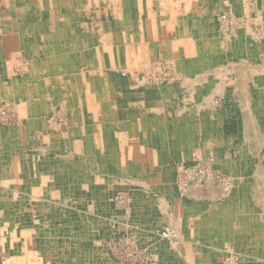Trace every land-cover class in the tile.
I'll list each match as a JSON object with an SVG mask.
<instances>
[{
  "label": "crops",
  "instance_id": "obj_1",
  "mask_svg": "<svg viewBox=\"0 0 264 264\" xmlns=\"http://www.w3.org/2000/svg\"><path fill=\"white\" fill-rule=\"evenodd\" d=\"M130 1L136 3L137 0ZM143 1H145V4L146 1H149L150 4V6H147L148 4L145 5V11L149 12L151 10L150 12L157 15L153 19V25L148 27V32L143 36L140 33H137L136 36V33H131L132 31H129L130 29L127 27L125 29V41L117 43L121 51V57L118 59L121 62V69H119L118 77H124L122 71L130 74L128 79H123L126 81V84L122 82L109 83L108 78L112 76L111 74L98 77L91 71V75L88 74L82 78L81 81L85 85L82 84L80 87L81 90H79L80 79H78V75L85 74V72L82 73L80 70L84 69L85 64L91 66L94 61H98L105 68L107 61L103 48L111 44H106L99 39L95 42L88 41L85 45L82 44V47L76 48V41L73 42L71 40L66 45L64 43L65 40L60 38L59 34L64 31L71 32L75 35L84 34L86 29L78 30V28L83 27H87L89 32V28L91 27V33H93L92 31H94L96 25L106 26V23L108 21L112 22L113 18L112 5L111 9L108 8L110 0H51L50 3L53 7L50 9L47 8L48 6L45 7L47 3L45 0H0V104L3 102L9 103L13 106V109L11 107L9 108L16 115L18 114L16 125L7 128L0 127V185H8L9 187L21 190L26 189L24 191H27L29 196L33 194L37 195V192L42 187L49 186V189L54 192L56 197L52 201L48 200V203H62L65 199L67 202H70L71 195H74L76 193L75 191L78 192L79 190L76 188L75 190L66 191L62 188L64 185L61 184H67L66 187L71 184L69 188L77 187L79 184L78 180L81 179V175L68 169L70 166L68 165V160H73L86 164V169H82V171H84L89 181H91V196L92 199L95 198L94 200H96L97 204H101V200L104 201L116 187L128 188L127 190L142 188L148 191L152 189L157 191L159 198L163 196L164 191H167L175 204H181L179 207L173 205V211L175 210L176 214L180 213L181 218H185L183 216L184 209L189 213L197 212L201 215L207 214L206 209L198 210L204 204L209 205L205 202V199L209 201L218 198L221 199L216 193H212V196L210 193L211 197H207L206 189L201 190L202 188H206L204 185L194 187V189H197H195V193H192L195 199L187 198L180 201L181 199L177 197L172 174L175 170L173 163L176 161L177 156L180 154V156L184 157L183 159H187V157L188 159L191 157L199 158L202 156L203 151L206 154L209 142L207 143V138H205L201 142V144L203 143L205 145V149H203V146H199L195 147L193 152V144L191 143L190 152L186 155L183 152L184 148H182L181 144L183 141L179 139V133L175 132L173 122L171 125L174 131L171 137L168 136L169 134L167 132L165 136L162 133L160 134L162 123L167 124L172 115L173 121H176L177 118L173 114L175 112L170 113L166 110L167 104L168 108L172 106L173 110L179 109V105L171 102L168 103L166 100L161 99V89H154L153 87H147V85L139 87L136 86L137 83L133 84V78H137L136 81H138V77L141 75L138 73L136 75L132 70L135 69V64L138 65H136L137 68L135 69L137 70L138 68H143L148 61H152L153 59L161 57L169 59L177 67L174 68L177 70L176 74L178 73L177 75L181 77L184 76V84H182L185 91L189 92V96L194 94L196 96L203 95L201 100L198 101L199 103H195L197 102L196 100L190 99V104L193 107L201 108L202 106H208L206 99L208 93L220 95L223 92L222 95H225L224 92L228 91V88L231 89V80L234 81V79H237L238 89L240 91H251L252 88L249 82L252 77H250V74L243 73V71L238 72L232 69H226V74L222 77L213 75V69L210 72L207 71L210 69L209 65H213V60H208L206 56L203 57L204 54L206 55L204 41L207 40H204V37L197 38L195 36V30L187 32L184 30L187 28L185 26H178L179 21H176V18H174L177 13L179 18L185 19L182 13L184 9H182V6L176 5L181 4V0ZM207 1L212 2L208 4L209 10L206 14L207 16L209 14L212 16L214 23L210 19L209 23L215 25L216 10L219 13L220 9H222V6L220 7L218 4L223 6L227 5L229 0ZM215 3H217L219 8L216 9ZM245 8L246 4L241 3L240 11L243 12ZM231 10L237 11L235 8H231ZM195 11L197 15H201L198 9H195ZM81 12L91 14V20L90 18L88 20L85 18L86 21L83 18L80 19ZM127 14L131 16L132 12L130 11ZM173 18L176 21L175 23L173 22ZM160 28H166V30L160 31ZM95 29L98 33L100 32L98 27ZM136 31L143 30L138 29ZM70 44H73L74 47ZM64 48L66 50L64 53L67 57L60 59L62 56L60 49ZM207 51L209 50L207 49ZM85 55L86 58L84 57L83 59ZM135 56L137 59H135ZM199 66L202 69L199 73H196L197 71L189 72L191 69L195 70ZM68 79H73V82L77 85L76 88L64 86V80ZM91 82L96 83L98 88L91 85ZM99 84L105 85H103V88H100L101 85ZM129 85L130 87H136V89L125 91ZM244 86L246 89H244ZM116 88H119L118 91H116ZM78 91H81V93L78 94ZM244 95L243 99L246 100L247 96ZM79 101L82 102L81 105ZM226 101H229V99L227 98ZM248 101L249 99L243 103L244 108L250 106V102ZM59 105L63 106V109H66V112L64 111L65 122L69 126L66 131L55 133L48 130L46 121L55 113ZM85 105L94 106V111L87 110V121H76L73 114L78 113L79 108ZM21 109L24 113H21ZM95 109H98V111ZM18 110H20V113ZM184 111L181 110L180 112ZM103 114L106 115V120L102 118ZM187 117L184 116L181 120L183 123H186L187 118L188 124H191L192 114L190 113ZM248 123L249 121H247ZM106 124L111 128H108ZM86 128H89L91 131L89 137H86L87 142L91 145V153L86 152L85 158L82 153L61 148L62 144L60 143H64V140L67 139L66 142H68V147H70L69 142L73 144L75 140L81 138V136H78L80 133L77 130ZM186 128L188 130L190 129L189 127ZM166 129L167 127L164 130ZM92 130L97 131L98 134H102V131L105 132L106 141H104V149H100L98 145L94 148L96 142L93 140L95 133ZM161 140L165 141L164 144H161ZM191 140L193 138L190 139V142ZM65 145L67 146V144ZM58 154L60 157L55 160ZM5 157H9V159L7 163L3 164L2 162ZM84 159L89 160L88 162H84ZM66 167L67 169L65 170ZM69 181H71L70 184L68 183ZM136 192L135 195L141 196L142 200H155L147 198L146 192H142L140 195ZM214 195L215 197H213ZM0 209V220H2L5 216V210L3 208ZM135 210L137 211L135 215L143 216L146 213V208L143 205L137 206ZM198 218L201 219V217ZM186 219L189 221V226L193 227L196 219ZM205 219L201 221H210L209 219ZM139 227L144 228V218L141 219ZM145 240H148V238H145L143 241ZM191 243L194 246L201 245L200 240L198 241L196 238L187 244L190 245ZM176 247L175 245H171L173 251L177 249Z\"/></svg>",
  "mask_w": 264,
  "mask_h": 264
},
{
  "label": "rangeland",
  "instance_id": "obj_2",
  "mask_svg": "<svg viewBox=\"0 0 264 264\" xmlns=\"http://www.w3.org/2000/svg\"><path fill=\"white\" fill-rule=\"evenodd\" d=\"M241 3L246 4L245 10L243 12L240 11L242 13H239V12L234 13L235 15H237L236 17L238 18V21L231 22V25L230 27L227 28V30L224 28L222 24L223 23L222 20H224L223 18L225 17L232 16L231 18H234V14L231 15L230 13L231 9L226 8L227 5H225L224 8L220 9L219 13L216 10L217 13L215 14L216 16L215 26L217 27V29L222 32L224 31L223 33H226V34L228 33L227 34L228 36L234 38L236 36L235 34L238 33V30L241 27L243 26L246 27L245 25L247 23L245 22H248V19H251L252 22L250 21V24H249L251 29H253L257 34H260L261 32H263L264 31V28H263L264 27V0H241ZM218 6L221 7L223 5L218 4ZM258 15L260 16L258 17ZM88 18H90L91 20V17H87V20ZM219 19H221L220 20L221 22L219 21ZM166 28L164 29L166 30ZM81 29H86V28H78V30H81ZM164 29L160 28V31H163ZM260 36H261V39H264V34H261ZM259 42L260 41H258L256 44L259 45ZM257 51L258 49H256L254 52L257 54ZM152 61H148L149 64L147 63L146 66L144 65L145 67L142 68L143 70L138 69L135 71V69L138 66L137 64H135L134 66L135 69L134 70L131 69V70L133 71V73L134 72L138 73L141 76L138 77V81H136V79L133 78V81L134 80L135 81L134 82L132 81V83L133 84L138 83L139 80L144 77L143 80L145 83L143 85L146 84L147 87H153L154 89L162 88L161 89L162 91L160 92V98L163 100H166L168 103L171 102V103H176V105H179V109L173 110L172 106L168 108V104H167L166 110L169 111L170 113L175 112L173 114L177 115V112H180L181 110H184L185 108L188 107L189 113L192 114V121L190 123L193 124L194 126L198 125L200 127V131H196V130H194L193 132L189 131L190 134H188L187 131L182 130L183 132H186L187 134V135L182 134L181 136H179V139L183 141L181 143L182 148H184L183 152L186 153V155L190 152L189 150H190L191 143L193 144L192 152L195 150L194 149L195 147H199V146H203V149H205V145H203V143L201 144V142L205 138H208L207 137L208 134L211 137V142H209L207 145V152L206 154H204V151H203V154L201 157L199 158L191 157L188 159V157L186 156L187 159H183L184 157L180 156V154L179 155L177 154L178 156L176 158V161L173 163L175 170L174 172H172L173 180L175 181L174 187H175V192L177 194V197L181 199L180 201H183L184 199H187V198L195 199L192 195L193 192L195 193L194 186L198 187L200 185H205L208 182L214 183L215 187L217 186V189L220 188L219 191L223 190L227 194L231 190L232 191L231 194L232 196H234L232 203L224 202L223 200L219 198L216 200L215 199L211 200V201H209L208 199H205V202L209 205L204 204L198 210L206 209V211L208 212L207 214L201 215L200 213H197V212L189 213L186 209H184L183 216L185 218H195L196 219L195 222L200 220V222L203 223V221L201 220L206 218L205 220L212 219L211 220L212 223L214 222L215 224L217 223V221L219 223L221 218L225 220L229 218V221L235 224L233 225V229H235L234 226L239 225V228L237 227L238 229L235 231L229 230L228 232L226 231L222 232L223 234L219 233L220 240H221L219 241L221 242L220 245H217L218 240L216 241L217 239L216 233L214 234L211 232V234L208 235L209 238L200 240L201 245L196 246V248H198L199 250L194 251L195 254H198L200 256L198 263L200 264L202 263L203 264H221V263L222 264H225V263L226 264H236V263L237 264H246V263L249 264L251 262L250 264H264V210H263L264 209V204H263L264 203V196H263L264 195V191H263L264 190V183H263L264 182L263 181L264 180V173H263L264 172V145H262L264 144V140L260 141L261 139H264V131H263L264 130V127H263L264 126V120H263L264 119V92L260 90L263 88V86L258 87L256 91L251 90L248 92H244L238 89V81L237 79H234V81L232 80L230 81L231 89L228 88V91L224 92L225 95H222V93L221 94L219 93L220 95L208 93L207 94L208 95L207 96L208 106L207 107L202 106V108L201 107L193 108L192 104H190L191 100L192 99L194 101L196 100L197 102L195 103H199L198 101L201 100V97L203 95L202 96H198V95L189 96V92L185 91V88L182 84L184 76L181 77L176 74L177 70L174 69L176 65L175 64L173 65L172 61L168 60L167 58H162V57L153 59ZM256 62L259 63L260 61H256ZM262 75L263 76H260V78L264 80V74ZM118 89L119 88H116V91H118ZM244 94L248 98H250V101H249L250 106H248L247 108L243 107V102L248 100V99L243 100L242 96ZM228 96H229L230 101H226ZM11 106L12 105H10L7 102H3L0 104V127L2 128H7L8 126L13 127L17 123L16 113L13 112L12 110H9L10 109L9 107ZM58 110L59 111L61 110V112H64V111L66 112V110L63 109V106L59 105L55 113H53V115L50 116L51 118L49 117L47 119L46 125L49 131H52L55 133H62V131H66L68 126L65 122V118L63 119L62 116L60 115L61 112H59L58 114ZM1 111L2 112L6 111V114H3ZM189 113L186 114L185 112H182L181 115H179L180 114L179 113L178 114L179 116L178 115L177 116L178 118L182 119L183 115L186 114V116H188ZM259 116H263L262 118L263 122H259ZM250 117H253L251 118L252 125H250V128H248L247 121L250 120ZM172 122H173V115L172 117H170V120L168 122L169 124L162 123L161 121L162 123L161 132L162 133L167 132V134H169L168 136L170 137L172 136V133L174 131L171 125ZM191 124L182 123V125H180L179 127L181 129H187L186 127H188ZM107 127L111 128L109 125H107ZM165 127H167L166 130H164ZM203 130H205L206 132H204ZM251 130L253 132H251ZM257 130H259V133L261 134V137L263 136V138L260 137V134L258 133ZM254 131H256L257 133H254ZM205 133H206V137H205ZM254 134H257L256 140L252 139ZM191 138H193V140H191L190 142ZM164 142H165L164 140H161V144H164ZM226 163L230 164V166L227 165ZM233 167L234 168L236 167L235 168L236 170ZM261 168L263 171H261ZM258 170L259 172H257ZM260 173L263 176L261 177L262 180L259 182V184L261 185L257 188L256 185L258 186V183L255 181ZM237 176H239L240 178ZM228 177L229 178L232 177L231 179L235 181V184L234 182H232L233 186L232 184L229 185L230 179ZM195 179H197L198 184L194 183V181L196 182ZM180 182H181V185H180ZM190 184L192 185L190 186ZM229 186H231V189H229ZM84 188L79 190L78 192L75 191L76 192L74 194L75 201L74 200L71 201L69 199L70 202H67V200L65 199L66 201L64 200L62 203H53L52 205L58 209V212H62L66 214L68 212H72V213L75 212L74 215L77 214L80 217H83V220H85V221H81L83 225L80 222L81 226L83 227L79 228L78 227L79 225L77 224V221H76L77 219L73 218L75 216L61 217V218H65L66 221H64L62 223L63 225L62 226L60 225V227L64 228L65 231H66V228L70 227L73 233H78V232L80 233L81 237L79 236V238H81L80 240L81 244H85L86 246H88V248L91 247L90 249H91V259L92 260L90 263L91 264H99V263L108 264L110 262L111 264H153L154 262L155 264L156 259L154 258V255H151V254H153L154 250H157V251L161 250L160 242H164V240H160L155 245L156 246L155 249L150 250V251L148 248L146 249L141 244H139L143 242V240L145 239V236L141 237L142 240H140L139 243L135 244L134 242L135 239L130 237V235L126 233V232H129V230L126 229L125 223L129 224L131 222V219L129 217L121 218V215H125L128 212V210H131V205L134 202V200L132 199L135 198V192L138 190H141L142 188L127 190L128 188L116 187L113 189V191H111V194L108 193L109 196L107 198L104 199L103 197H100L104 199V201L101 200L102 202L101 204H97L96 200H94L95 198L92 199L91 188L89 187H86L85 189ZM204 189H206V192H207L206 196L211 197L209 193L210 191L208 190L209 188L208 189L204 188ZM201 190L203 191V188ZM142 192L143 193L146 192L147 198H151L155 200L161 199L159 198V196H157L158 194H157V191L155 190L151 189L147 191V189H144V190L142 189ZM250 192H252L253 195L252 193L250 194ZM216 195L218 194L216 193ZM91 202L93 204H91ZM65 204H68V205H65ZM182 207L184 206L182 205ZM18 211H21L22 213V210L16 209V212ZM23 212H26L25 214H29L27 219L29 220V223H31L33 221V216H35V207L28 208L24 210ZM198 217H201V219ZM12 219H10V221L7 223L9 224V228H12L15 225V228L16 229L18 228L17 230L20 231L21 226L17 225L16 218H12ZM92 219L94 220L93 223H96L95 229L91 228V224L88 225L89 223H87L88 222L87 220L91 222ZM43 222L47 223L48 221H43ZM170 225H171V220L168 219V217L166 216L164 217L160 225L157 227V229L166 230L168 229ZM37 229L38 228L34 226L35 231L33 230L32 231L35 233ZM123 230H126V232ZM65 231H62V232L65 233ZM196 232H199V231H196ZM84 233L87 234L85 237L83 235ZM149 236L150 238H154V239L157 237H160V236H157L155 232H151ZM177 236L171 239H165V240H168L169 243L171 244L174 242L173 245L177 246L176 247L177 249L176 250L174 249L175 250L174 253L176 252L175 253L176 255L184 257L185 252L183 248H181V245H180L181 242H179L180 240L177 239ZM38 239H39L38 236L37 237L35 236V238H33V240H35L36 242ZM54 239L57 240L55 237H53L51 240H54ZM207 239L209 240V242L206 243ZM132 240H133L134 245H130L129 243ZM248 241H251V242H248ZM53 242L54 241H51V243ZM241 245H243L244 247ZM54 248L55 246L53 244H51V246L49 244L47 248L44 245H42L43 250L37 251L36 249L33 248L32 250L30 249L28 253L31 254L32 256L31 261L39 260L45 264H56L57 262L60 261L61 258H59L60 256L56 257L57 253H53ZM140 249L142 251H140ZM44 252L48 253L47 259L39 257L37 254V253L44 254ZM50 253H52V256H54L53 260L51 261L50 259H48L50 257L49 256ZM203 257L206 261L203 260Z\"/></svg>",
  "mask_w": 264,
  "mask_h": 264
},
{
  "label": "bare ground",
  "instance_id": "obj_3",
  "mask_svg": "<svg viewBox=\"0 0 264 264\" xmlns=\"http://www.w3.org/2000/svg\"><path fill=\"white\" fill-rule=\"evenodd\" d=\"M47 3L45 4V7L48 6L47 8H51L53 7L52 4L50 3L51 0H45ZM241 0H229L227 3V7L226 8H235V10L240 12V8H241ZM212 2V1H211ZM210 1L207 0H181V4H176L177 6H182V9H184L182 11V13L184 14L185 19H181L178 17L177 13L176 16L174 18H176V21H179V25L177 22L178 26H185L187 29V32H192V30H195V36L197 38L200 39V37H204V44H205V51H206V55L204 54L203 57L206 56V58L208 60H213V65H209V68L207 71L210 72L214 71L213 75L218 76V77H222L225 76V70L226 69H232L233 71H243V73L245 74H250V77H252L251 81L249 82V85L252 88V91H256V89H258V87H262V92H264V80H262L260 78V76H263L262 74H264V39H261V34H264V31L261 32L260 34H257L253 29H251L250 27V23H248L249 21H251V19H248V22L246 24V27H241L238 30V33L235 34L236 36L234 38L228 36L226 33H223L222 31L218 30L217 27H215V25L209 23V19L210 21L213 22V18L212 16L209 14L207 16L206 12L209 10V5L211 3ZM148 4V5H147ZM111 5L113 7V12H112V22L108 21L106 23V26L103 25H96L94 27V31H92L93 33H91V27L89 28L90 32L87 30L88 28L86 27V31L84 32V34H80V35H75L71 32H62L60 35V38H62L63 40H65V44H69V42H71V40L73 42L76 41L75 43V47L80 48L82 47V44L85 45V43H87L88 41L91 42H95L98 41L99 39L101 41H104L106 44H111V45H106L105 48H103L105 51V56H106V61H107V65L105 68H103L100 63H98V61H94L93 64H91V66H87V64H85L84 69L80 70L82 73L85 72V74H80L78 75V79H80L79 82V87L78 89H80V87L82 86V84H84L82 80V78L84 76H87L88 74L91 75V71H93L94 75L98 76V77H104V75L107 74H111L112 76L110 78H108V82L109 83H123L126 84V81L123 79H128L130 77V74H128L126 71H122L123 72V76L125 77H118V72L119 69H121L120 67V63L118 59H120L121 57V51L118 48L117 43H121L125 41V29L127 27H129V31H132L131 33L135 34L137 36V33H140L142 36L145 35L148 32V27L153 25V19L155 18V16H157L156 14H153L152 12H148L145 11L144 7L145 5L150 6L149 1H145L143 0H137L136 3L135 2H131L130 0H110V5H109V9H111ZM197 6V7H196ZM216 9L219 8L217 7V3H215ZM214 6V7H215ZM225 7L222 6V8ZM213 8V7H212ZM195 9H198V11L201 12V15H197V12L195 11ZM132 12L131 16H128L127 13ZM230 10L231 15H233L234 13H237V11H232ZM260 14V13H259ZM261 15V14H260ZM258 15V17L260 16ZM220 16V15H219ZM237 15L234 14V18L231 17H225L223 18L224 20H222V24L224 26V28L227 30L228 27H230L231 22H237L238 18L236 17ZM87 17H91V14H87L84 12H81L80 14V19L83 18L85 20V18ZM257 17V18H258ZM173 18V22L175 23L176 21H174ZM249 18V17H248ZM252 18V17H251ZM242 19V18H240ZM254 19V18H253ZM262 19V18H261ZM221 19H219L220 21ZM255 20V19H254ZM263 20V19H262ZM86 21V20H85ZM221 22V21H220ZM244 22V21H243ZM252 22V21H251ZM214 23V22H213ZM181 24V25H180ZM237 26V25H236ZM99 29V33L97 32V30L95 28ZM222 27V26H221ZM262 27V26H261ZM56 28V27H55ZM84 28V27H83ZM264 28V27H263ZM138 29H142L143 31H136ZM229 30V29H228ZM236 32V31H235ZM127 33V32H126ZM149 34V33H148ZM200 35V36H199ZM12 38V36H11ZM134 39V37H132ZM10 39V38H9ZM77 40H81L78 41ZM203 40V39H202ZM14 41V40H13ZM24 41V40H23ZM259 42V45H257L256 43ZM113 43V44H112ZM17 44V43H16ZM64 44L65 47H67ZM199 44V43H198ZM196 44V45H198ZM72 47H74L73 44H70ZM99 45V44H98ZM102 45V44H101ZM195 45V44H194ZM29 46V45H28ZM130 46V45H129ZM10 47V46H8ZM20 47V46H19ZM29 48V47H28ZM52 48V47H51ZM129 48V47H128ZM194 48V47H193ZM54 49V48H53ZM207 49L209 51H207ZM256 49H258L257 54L254 52ZM100 50V48H99ZM62 56L60 57V59H64L65 57V48L64 49H60ZM172 51V50H171ZM204 51V52H205ZM134 54V53H133ZM173 54V53H172ZM197 54V53H196ZM33 55V54H32ZM95 56V55H94ZM193 56V55H192ZM70 57V56H69ZM86 58V55L83 56ZM103 57V56H102ZM133 57V56H132ZM178 57V56H177ZM24 59V58H23ZM71 59V58H70ZM96 59V58H95ZM135 59L136 56H135ZM169 60V59H168ZM176 60V59H175ZM174 60V61H175ZM18 61V60H17ZM16 61V62H17ZM134 61V60H133ZM159 61V60H158ZM224 61V62H223ZM226 61V62H225ZM256 61H260L259 63H257ZM26 62V61H25ZM135 62V61H134ZM153 62V61H152ZM161 62V61H160ZM20 63V62H19ZM30 63V62H29ZM147 63V62H146ZM165 63V62H164ZM168 63V62H167ZM15 64V63H14ZM21 64V63H20ZM19 64V65H20ZM145 64V63H144ZM149 64V63H148ZM174 65V64H173ZM17 66V65H16ZM23 66V65H22ZM38 66V65H37ZM146 66V65H145ZM144 66V67H145ZM150 66V65H149ZM157 66V65H156ZM159 66V64H158ZM168 66V65H167ZM20 67V66H19ZM67 67V66H66ZM148 67V66H147ZM153 67V66H152ZM46 68V67H45ZM81 68V67H80ZM160 68V67H159ZM158 68V70H159ZM172 68V66H171ZM23 69V68H22ZM31 69V67H30ZM140 70V68H138ZM137 69V70H138ZM142 69V68H141ZM150 69V68H149ZM162 69V68H161ZM20 70V68H19ZM18 70V71H19ZM26 70V69H25ZM39 70V69H37ZM48 70V68H47ZM126 70V69H125ZM143 70V69H142ZM147 70V69H146ZM156 70V69H155ZM201 69V66L196 67L195 70H190L189 72L192 71H197L196 73H199ZM121 71V70H120ZM136 71V70H135ZM14 72V71H13ZM24 72V71H23ZM67 72V71H66ZM206 72V71H205ZM153 73V72H151ZM204 73V72H203ZM30 74V73H29ZM35 74V73H34ZM76 74V73H75ZM137 74V73H136ZM147 74V73H146ZM178 74V73H177ZM242 74V72H241ZM77 75V74H76ZM135 75V74H134ZM207 75V74H206ZM29 76V75H28ZM147 77V75H146ZM179 77V76H178ZM202 77V76H201ZM20 78V76H19ZM51 78V77H50ZM49 78V80H50ZM57 78V77H56ZM144 78V77H143ZM140 79L139 82L136 84V86H143V84L145 83L144 80ZM199 78V77H198ZM137 79V78H136ZM22 80V79H21ZM154 80V79H152ZM151 80V81H152ZM187 80V79H186ZM203 80V79H202ZM63 81V80H62ZM184 81V80H183ZM196 81V80H195ZM244 81V80H243ZM247 81V80H246ZM23 82V81H22ZM30 82V81H28ZM51 82V81H50ZM49 82V83H50ZM187 82V81H186ZM197 82V81H196ZM59 83V80H58ZM153 83V82H152ZM201 83V82H200ZM215 83V82H214ZM220 83V82H218ZM217 83V84H218ZM22 84V83H20ZM63 84V83H61ZM184 84V83H183ZM191 84V83H190ZM223 84V83H222ZM244 84V83H243ZM28 85V84H27ZM59 85V84H58ZM57 85V86H58ZM85 85V84H84ZM83 85V86H84ZM89 85V84H88ZM91 85H93L94 87L98 88V85H96V83L91 82ZM101 85L100 88H103V85L105 84H99ZM146 85V84H145ZM169 85V84H168ZM248 85V84H247ZM64 86H71L73 88H76V83L73 82V79H68V80H64ZM111 86V85H110ZM218 86V85H217ZM246 86V85H245ZM244 86V89H246ZM23 87V86H22ZM219 87V86H218ZM221 88H223L222 86H220ZM113 88V87H112ZM136 89V87H130L127 86L126 90H132V89ZM28 89V87H27ZM26 89V90H27ZM33 89V88H32ZM86 89V88H85ZM160 89V88H159ZM162 89V88H161ZM194 89V88H193ZM217 90V88H216ZM220 90V89H219ZM218 90V92H219ZM223 90V89H222ZM194 91V90H193ZM221 91V90H220ZM93 92V91H92ZM116 92V91H115ZM123 92V91H122ZM130 92V91H129ZM246 92V91H245ZM81 91H78V94H80ZM215 93V91H214ZM223 93V92H222ZM36 94V93H35ZM100 94V93H99ZM246 94V93H245ZM127 95V93H126ZM195 95V94H194ZM245 96V95H244ZM193 97V96H192ZM243 97V96H242ZM6 98V97H5ZM33 98V97H32ZM72 98V97H71ZM205 98V97H204ZM229 99V96L227 97ZM38 99V98H37ZM137 99V98H136ZM190 99V98H189ZM207 99V98H206ZM246 99L250 98L246 97ZM50 100V99H49ZM187 100V99H186ZM193 100V99H192ZM240 100V99H239ZM244 100V99H243ZM66 102V100H64ZM130 101V100H129ZM161 101V100H160ZM230 101V100H229ZM248 101V102H249ZM1 102V101H0ZM40 102V101H39ZM209 102V101H208ZM52 103V102H51ZM244 103V102H243ZM79 104L81 105L82 102L79 101ZM162 104V102H161ZM214 104V103H213ZM8 105V104H6ZM49 105V104H48ZM131 105V104H130ZM2 106V105H1ZM23 106V105H21ZM35 106V105H34ZM47 106V105H46ZM254 106V105H253ZM13 107V106H11ZM17 107V105H16ZM184 107V106H183ZM2 108V107H1ZM18 108V107H17ZM22 108V107H21ZM25 108V106H24ZM43 108V107H42ZM115 108V107H114ZM150 108V107H149ZM160 108V107H159ZM195 108V107H193ZM200 108V107H199ZM253 108V107H252ZM13 109V108H12ZM9 109V110H12ZM20 109V108H18ZM62 109V108H61ZM6 110V109H5ZM17 110V109H15ZM66 110V109H65ZM89 111H94V106H89V105H85L79 108L78 113L73 114L74 115V119L76 121H82L85 122L87 121L88 118V112ZM96 111H98V109H95ZM185 113L188 114L189 113V109L187 107V109H184ZM250 110V109H249ZM20 113V110H18ZM17 111V113H18ZM24 111V110H23ZM31 111V110H30ZM47 111V110H46ZM49 111V110H48ZM53 111V110H52ZM80 111V113H79ZM148 111V109H147ZM150 111V110H149ZM2 112V111H1ZM6 112V111H5ZM28 112V111H27ZM51 112V111H50ZM59 112H61V110H58V114ZM103 112V111H102ZM155 112V111H153ZM249 112V111H247ZM251 112V111H250ZM21 113L22 109H21ZM178 113V112H177ZM182 112H180L181 114ZM179 114V113H178ZM179 114V115H180ZM185 115H183L182 117H187ZM190 114V113H189ZM18 115V114H17ZM20 115V114H19ZM24 115V114H23ZM22 115V116H23ZM26 115V113H25ZM60 115L62 116V118H65V113L61 112ZM109 115V114H108ZM175 115V114H174ZM178 115V116H179ZM52 116V115H51ZM71 116V114H70ZM176 121H173L174 124V128H175V132L179 133V136L182 134H186V132H183L179 126L182 125L183 121L178 118L177 115H175ZM21 117V116H20ZM19 117V118H20ZM55 117V116H53ZM18 118V117H17ZM27 118V117H26ZM51 118V117H50ZM102 118H104V120H106V115L103 114ZM112 118V117H111ZM188 118V117H187ZM186 118V123L188 124V120ZM253 117H250L248 128H250L251 121ZM263 116H259V122H263L262 120ZM2 119V118H1ZM57 119V118H56ZM61 119V117H60ZM155 119V118H154ZM190 119V118H189ZM249 119V118H248ZM54 120V119H53ZM254 120V119H253ZM2 121V120H1ZM17 121V120H16ZM20 121V120H19ZM55 121V120H54ZM178 121V122H177ZM157 122V121H156ZM4 123V122H3ZM2 123V124H3ZM32 123V121H31ZM67 123V122H66ZM258 123V122H257ZM19 124V123H18ZM156 124V123H155ZM64 125V124H63ZM76 125V124H75ZM107 125V124H106ZM159 125V124H157ZM33 126V125H32ZM31 126V128H32ZM67 126H69L67 124ZM255 126V125H253ZM263 126V124H262ZM7 127V126H6ZM9 127V126H8ZM190 129L189 130H184L187 131L188 134L189 131H200L199 126H194L193 124L188 126ZM264 127V126H263ZM25 128V127H24ZM57 128V127H56ZM255 128V127H254ZM18 129V128H17ZM23 129V128H22ZM36 129V128H35ZM63 129V128H62ZM152 129V128H151ZM253 129V128H252ZM7 130V129H6ZM76 130V129H75ZM255 130V129H254ZM13 131V130H12ZM61 131V130H60ZM78 136L81 138H78L77 140L74 141L73 144H71V142H69V144L71 145L70 147H68V142H66L67 140H64V143L61 142L60 144H62V149H69L70 151L72 150V152H77V153H82L84 155V158L86 156V152H90L91 153V145L87 142L86 137H89L90 134V129L86 128V129H79L77 130ZM160 131V130H159ZM205 132V130H203ZM259 133V130H257ZM264 131V130H263ZM19 132V131H18ZM93 133H95V137L93 138L94 142H96V145H94V148L97 147V145L100 147V149H104L105 146V142L106 141V136H105V132L102 131V134H98L97 131L92 130ZM251 132H253L251 130ZM11 133V132H10ZM68 133V132H67ZM74 133V132H73ZM144 133V132H142ZM162 132L160 131V134ZM254 133H257L256 131H254ZM27 134V133H26ZM46 134V133H45ZM164 136L166 135V133H162ZM260 134V133H259ZM248 135V133H247ZM68 136V134H67ZM123 136V135H122ZM1 137V136H0ZM11 137V136H10ZM59 137V136H58ZM207 143L211 142V137L207 136ZM261 137V134H260ZM263 138V136L261 137ZM60 139V138H59ZM64 139V138H63ZM253 140L257 139V134H254L252 137ZM8 140V139H7ZM13 140V139H12ZM25 140V139H24ZM58 140V139H57ZM264 139H261L260 141H263ZM91 141V138H90ZM245 141V140H244ZM21 142V141H20ZM44 142V141H43ZM59 142V141H58ZM256 142V141H255ZM205 143V141H204ZM67 144V146L65 145ZM94 144V143H93ZM251 144V143H250ZM253 144V143H252ZM3 145V144H2ZM10 145V144H9ZM15 145V144H14ZM45 145V144H44ZM264 145V144H262ZM12 147V146H11ZM7 148V147H6ZM249 148V146H248ZM254 148V147H253ZM41 150V149H40ZM125 150V149H124ZM250 151V149H249ZM1 153V152H0ZM50 153V152H49ZM57 153V152H56ZM254 153V152H253ZM54 154V153H53ZM60 154V153H59ZM57 155L58 157L55 159H59L60 155ZM41 155V154H40ZM9 157H5L3 159V164L7 163ZM16 159V158H15ZM91 159V158H90ZM24 160V159H23ZM84 162H88L89 159H84ZM12 161V158H11ZM105 161V159H104ZM211 161V160H210ZM65 163V161H63ZM69 164V170L75 171L76 174H80L81 175V179L78 180L79 184L77 185V187H71V184L69 181L68 183L70 184L68 187L67 184L62 183L61 185H64L62 188H64V190L68 191V190H75L76 188H78V190L83 189L84 187H89L91 188V181H89L88 177L86 176V174L84 173L83 170L86 169L85 167V163L81 162V161H73V160H68ZM67 162V163H68ZM207 162V161H206ZM221 162V161H220ZM228 162V161H227ZM13 163V162H12ZM11 163V164H12ZM261 163V162H260ZM18 164V163H17ZM16 164V166H17ZM66 164V163H65ZM227 165L230 166V164L226 163ZM260 165V164H259ZM67 166V165H66ZM130 166V165H129ZM235 166V165H234ZM117 167V166H116ZM181 167V166H180ZM184 167V166H183ZM21 168V167H20ZM134 168V167H132ZM191 168V167H190ZM226 168V166H225ZM234 168V167H233ZM236 168V167H235ZM234 168V169H235ZM67 169V167L65 168V170ZM108 169V168H107ZM181 169V168H180ZM16 170V169H15ZM64 170V171H65ZM91 170V169H90ZM184 170V169H183ZM188 170V169H187ZM236 170V169H235ZM11 171V170H10ZM21 171V170H20ZM178 171V170H177ZM261 171L262 168H261ZM86 172V171H85ZM259 172V170L257 171ZM179 173V172H178ZM183 173V171H182ZM181 173V174H182ZM232 173V172H231ZM255 173V172H254ZM264 173V172H263ZM90 174V173H89ZM15 175V174H14ZM72 175V173H71ZM252 175V174H251ZM192 176V175H191ZM263 175L260 173L259 176L257 177L256 181L258 183V186L256 185V187L258 188L261 184H259V182L262 180L261 177ZM79 177V176H78ZM179 177V176H178ZM226 177V175H225ZM230 177V176H229ZM228 177V178H229ZM239 177V176H237ZM3 178V177H2ZM177 178V177H176ZM184 178V177H183ZM232 178V177H231ZM231 178L230 179V184H232L233 181ZM235 178V177H234ZM233 178V179H234ZM240 178V177H239ZM253 178V177H252ZM256 178V176H255ZM44 179V178H43ZM227 179V178H226ZM3 180V179H2ZM17 180V179H16ZM179 180V179H178ZM190 180V179H189ZM196 182L194 181V183H197V179H195ZM241 180V179H240ZM45 181V180H44ZM48 181V180H47ZM77 181V180H75ZM125 181V180H124ZM127 181V180H126ZM177 181V180H176ZM185 181V180H184ZM191 181V180H190ZM200 181V180H199ZM203 181V180H202ZM264 181V180H263ZM175 182V181H174ZM183 183V182H182ZM192 183V182H191ZM224 183V182H222ZM264 183V182H263ZM262 183V184H263ZM51 184V183H50ZM119 184V183H118ZM179 184V183H178ZM198 184V183H197ZM46 185V184H45ZM181 185V182H180ZM192 184H190L191 186ZM79 186V187H78ZM189 186V187H190ZM209 191V193H217L218 196L221 198V200H223L224 202H231L233 201V197L232 196V191L230 190V192L227 194L225 191H219V189H215L214 187V183L208 182L207 184L204 185ZM225 186V185H224ZM233 186V184H232ZM235 186V185H234ZM241 186V185H240ZM48 187V188H47ZM47 187H42L40 191L37 192L36 194H33L31 196H29V194L27 193V191L18 189V188H14V187H9L8 185H0V208H3L4 211V218H2V220H0V264H45L42 261H36V260H32V256L31 254L28 253L29 248L32 250L33 248L36 249L37 251H41L42 249V245H44L46 248L47 246L50 244H53L55 246L54 250L53 249V253H57L56 257L61 258L59 262H57L56 264H91V247L88 248V246H86L85 244H81L80 240L81 238H79L80 233H73L72 229L70 227L66 228V231L64 228H61L60 225L62 226L63 222L66 221L65 218H61V217H72L75 216L73 218L77 219V224L79 225L78 227L81 228L83 226H81L82 222L81 221H85L83 220V217H80L79 215H74V213L72 212H68L66 213H62V212H58V209L56 207H54L52 204L48 203L47 201L50 200L52 201V199L55 196L54 192L52 190L49 189V186ZM188 187V186H187ZM195 187V186H194ZM60 188V189H62ZM84 188V189H85ZM255 188V187H253ZM181 189V188H180ZM187 189V188H186ZM196 189V188H195ZM204 189V188H203ZM229 189H231V186H229ZM16 193H15V191ZM37 190V189H36ZM144 190V189H143ZM239 190V189H238ZM243 190V189H242ZM262 190V189H261ZM33 191V189H32ZM62 191V190H61ZM216 191V192H215ZM227 191V190H226ZM257 191V190H256ZM264 191V190H263ZM60 192V191H59ZM63 192V191H62ZM228 192V191H227ZM262 192V191H261ZM260 192V193H261ZM33 193V192H31ZM114 193V192H113ZM130 193V192H129ZM133 193V192H132ZM138 195H140L142 193V190H138V192H136ZM167 193V194H166ZM182 193V192H180ZM204 193V192H203ZM252 192H250L251 194ZM75 194V193H74ZM80 194V192H79ZM186 194V193H185ZM238 194V193H237ZM247 194V193H246ZM248 195V194H247ZM253 195V193H252ZM256 195V194H255ZM261 195V194H260ZM212 196V195H211ZM236 196V195H235ZM264 196V195H263ZM133 197V196H132ZM215 197V195L213 196ZM212 197V198H213ZM240 197V196H238ZM260 197V196H259ZM66 198V197H65ZM75 198L74 195H71V201H73ZM244 198V197H243ZM253 198V197H252ZM258 198V197H257ZM64 199V198H63ZM132 200H134V202L131 205V210H128V212L125 215H121V218H130L131 222L125 223L126 225V229L129 230V232H126L128 235H130V237L135 239V244L139 243L140 240H142L141 237L148 238V240L143 241L141 244L144 248H148L149 251L155 249V245L160 241V240H164V242H160L161 243V250L157 251L154 250L153 254L154 258L156 259V263L155 264H200L198 263L200 256L198 254H195L194 251L199 250L198 248H196V246H194L193 243H191L190 245L187 244L189 241L194 240L195 238L199 240L202 239H206L209 238L208 235L212 233H216L217 234V245H220L221 241L220 240V235L222 232L226 231L228 232L229 230H237L239 228V225L234 226L235 229H233V225H235L234 223L229 221V218L225 219H220L219 223L217 221V223L214 224V222L212 223V219L210 221H205V222H194L193 227L189 226V221L186 218H181L180 217V213L176 214L175 210L173 211V205H175L176 207H179V205L181 204H175L174 201H172V197L171 195L167 192L164 191L163 192V196L161 197V200H146L141 198V196H137L135 195V198H133ZM258 200V199H257ZM260 200V199H259ZM66 201V200H65ZM75 201V200H74ZM55 203V202H54ZM58 203V202H57ZM88 204V203H87ZM93 204V203H92ZM256 204V203H255ZM264 204V203H263ZM262 204V205H263ZM139 205H143V207L146 208V213L145 215H135L136 214V207ZM245 205V204H244ZM28 206V207H27ZM216 206V205H215ZM239 206V205H238ZM35 207V216H33V221L32 224L28 223V219L27 217L29 216V214H25L26 212H23L24 210L28 209V208H32ZM225 208V207H224ZM260 208V207H259ZM16 209H20L21 211L16 212ZM74 209V208H73ZM129 209V208H128ZM214 209V208H213ZM1 210V209H0ZM215 210V209H214ZM264 210V209H263ZM262 210V211H263ZM29 211V210H28ZM80 211V210H79ZM124 211V210H123ZM1 213V212H0ZM80 213V212H79ZM86 213V212H85ZM122 213V212H121ZM66 214V215H65ZM242 214V213H241ZM247 214V213H245ZM259 214V213H258ZM261 214V213H260ZM249 215V214H248ZM90 216V214H89ZM168 217V219L171 220V225L168 227V229L166 230H159L157 229V227L160 225V223L162 222V220L164 219V217ZM3 217V216H2ZM87 217V216H86ZM12 218H16L17 221V225L21 226V230L18 231L15 228V225L12 228H9V224H7L10 219ZM80 218V219H79ZM120 218V217H119ZM118 218V219H119ZM144 218V228H140L139 225L141 223V219ZM217 218V217H216ZM110 219V218H109ZM236 219V218H235ZM253 219V218H252ZM13 220V219H12ZM11 220V221H12ZM71 220V219H69ZM126 220V219H125ZM218 220V219H217ZM225 220V222H224ZM43 221H48L43 222ZM89 223L88 225L91 224V228L95 229V224L93 223V219L91 220V222L89 220H87ZM118 221V220H117ZM124 221V220H123ZM81 222V224H80ZM99 222V221H98ZM170 222V221H169ZM100 223V222H99ZM103 223V222H102ZM168 223V222H167ZM65 224V223H64ZM108 224V223H107ZM106 224V225H107ZM137 224V225H136ZM83 225V224H82ZM98 225V223H97ZM109 225V224H108ZM113 225V224H112ZM146 225V226H145ZM34 226H36L38 229L37 231L34 233ZM59 226V227H57ZM117 226V225H116ZM99 227V226H98ZM103 227V226H102ZM115 227V226H114ZM238 227V228H237ZM9 228V229H8ZM88 228V227H87ZM261 228V227H260ZM33 230V231H32ZM99 230V229H98ZM104 230V229H103ZM132 230V231H131ZM259 230V229H258ZM62 231H65L62 232ZM131 231V232H130ZM196 231L197 234L194 235V233ZM260 231V230H259ZM68 232V233H66ZM151 232H155L157 234V238H150V233ZM99 233V232H98ZM82 234V233H81ZM91 234V233H90ZM115 234V233H114ZM124 234V233H123ZM223 234V233H222ZM78 235V236H77ZM84 237L87 234H83ZM82 235V236H83ZM178 235V236H177ZM202 235V236H201ZM259 235V234H258ZM35 236L39 237V239L37 240V242L35 240H33V238H35ZM55 237L57 240H51L53 237ZM95 236V235H94ZM156 236V235H155ZM177 236V239H179L181 242V248H183L184 252H185V256H178L174 253V251L171 248V245H173V243H169L168 240L165 239H171L173 237ZM197 236V237H196ZM201 236V237H200ZM48 237V238H47ZM81 237V236H80ZM122 237V236H121ZM211 237V236H210ZM88 238V237H87ZM141 238V239H140ZM258 239V238H257ZM187 240V241H185ZM242 240V239H241ZM51 241H54L53 243H51ZM56 241V242H55ZM100 241V240H98ZM127 241V240H126ZM232 241V240H231ZM95 242V240H94ZM129 242V241H128ZM183 242V243H182ZM195 242V241H194ZM209 242V240H206V243ZM243 242V241H241ZM251 242V241H248ZM247 242V243H248ZM130 245H134L133 244V240L129 242ZM213 243V242H212ZM225 243V242H224ZM253 243V242H252ZM251 243V244H252ZM179 244V243H178ZM249 244V243H248ZM96 245V244H95ZM33 246V248H32ZM159 246V245H158ZM216 246V245H215ZM231 246V245H230ZM234 246V245H233ZM243 246V245H241ZM240 246V247H241ZM176 247V246H175ZM213 247V246H212ZM244 247V246H243ZM251 247V246H250ZM256 247V246H255ZM159 248V247H158ZM157 248V249H158ZM239 248V247H238ZM253 248V247H252ZM93 249V248H92ZM95 249V248H94ZM128 249V248H127ZM219 249V248H218ZM249 249V248H248ZM261 249V248H260ZM97 250V249H96ZM95 250V251H96ZM203 250V249H202ZM220 250V249H219ZM236 250V249H235ZM140 251H142L140 249ZM237 251V250H236ZM245 251V250H244ZM253 251V250H252ZM183 252V251H182ZM230 252V251H229ZM255 252V251H254ZM96 253V252H95ZM105 253V252H104ZM109 253V252H108ZM117 253V252H116ZM243 253V251H242ZM39 257H42L44 259H47L48 257V253L44 252V254L41 253H37ZM182 254V253H180ZM179 254V255H180ZM221 254V253H220ZM96 255V254H94ZM121 255V254H120ZM143 255V254H142ZM227 255V254H226ZM49 258L50 261L53 260L52 253L49 254ZM246 257V256H245ZM38 258V257H37ZM106 258V257H105ZM109 258V257H108ZM211 258V257H210ZM236 258V257H234ZM39 259V258H38ZM212 259V258H211ZM203 260L204 257H203ZM213 260V259H212ZM232 260V258H231ZM237 260V259H236ZM261 260V259H260ZM112 261V260H111ZM206 261V260H205ZM239 261V260H238ZM243 261V260H242ZM232 262V261H231ZM133 263V262H132ZM217 263V261H216ZM233 263V262H232ZM251 263V262H250ZM249 263V264H250ZM100 264V263H99ZM108 264H111L110 262ZM154 264V262H153ZM203 264V263H202ZM222 264V263H221ZM226 264V263H225ZM237 264V263H236ZM247 264V263H246Z\"/></svg>",
  "mask_w": 264,
  "mask_h": 264
},
{
  "label": "built area",
  "instance_id": "obj_4",
  "mask_svg": "<svg viewBox=\"0 0 264 264\" xmlns=\"http://www.w3.org/2000/svg\"><path fill=\"white\" fill-rule=\"evenodd\" d=\"M2 113H3V114H6V112H5V111H3Z\"/></svg>",
  "mask_w": 264,
  "mask_h": 264
}]
</instances>
